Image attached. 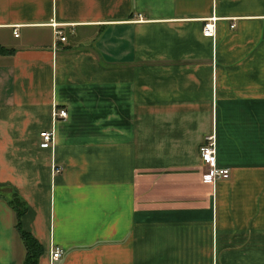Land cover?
<instances>
[{"label": "crops", "instance_id": "crops-1", "mask_svg": "<svg viewBox=\"0 0 264 264\" xmlns=\"http://www.w3.org/2000/svg\"><path fill=\"white\" fill-rule=\"evenodd\" d=\"M0 47V193L37 264H264V0H0ZM15 224L0 198V264Z\"/></svg>", "mask_w": 264, "mask_h": 264}, {"label": "built area", "instance_id": "built-area-1", "mask_svg": "<svg viewBox=\"0 0 264 264\" xmlns=\"http://www.w3.org/2000/svg\"><path fill=\"white\" fill-rule=\"evenodd\" d=\"M55 25V24H54ZM57 26V25H55ZM215 30V20L208 19L203 25V33L205 36H213ZM13 33L15 36L18 35L17 27H14ZM56 38L58 42L66 40L65 35L61 29H56ZM67 116V111L65 109H54V118H65ZM40 146L43 148H50L53 145L54 134L53 130H46L40 133ZM199 155L204 166V172L202 175V180L208 183H215L217 180L227 179L230 176V171L228 167H221L217 165L216 157V144L215 137L213 134L208 135L205 141L199 147ZM60 168L55 167V172H59ZM63 253V249L60 247H55L51 254L52 259H58Z\"/></svg>", "mask_w": 264, "mask_h": 264}, {"label": "trees", "instance_id": "trees-1", "mask_svg": "<svg viewBox=\"0 0 264 264\" xmlns=\"http://www.w3.org/2000/svg\"><path fill=\"white\" fill-rule=\"evenodd\" d=\"M0 52L7 54L11 51L0 47ZM0 198L4 199L16 213V228L18 229L26 248V264H37L41 248L36 239L21 227V215L26 209L24 201L16 194L12 193L9 197H5L0 193Z\"/></svg>", "mask_w": 264, "mask_h": 264}]
</instances>
